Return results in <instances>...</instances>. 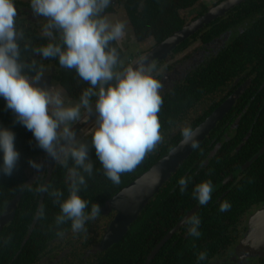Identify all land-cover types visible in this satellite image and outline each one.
Masks as SVG:
<instances>
[{
  "label": "flooded vegetation",
  "instance_id": "obj_1",
  "mask_svg": "<svg viewBox=\"0 0 264 264\" xmlns=\"http://www.w3.org/2000/svg\"><path fill=\"white\" fill-rule=\"evenodd\" d=\"M230 1L233 0H112L105 10L110 19L125 23V35L113 42L124 64L143 60L156 65L154 74L162 83L163 98L158 113L163 140L154 149L158 156L168 150L166 156L180 144V125L186 123L197 129L235 93H240L231 110L200 145L202 163L191 162L187 167L188 172L203 173L212 181L209 202L202 206L195 200L189 210L180 207L178 213H170V209L161 213L158 207L173 193L168 188V197L162 196L165 185L129 225L122 240L104 246L112 225L121 216L112 201L140 175L129 184L113 187L107 195L93 198L94 202L88 199L87 210L97 203L100 214L87 222V232L73 233L70 223L64 224V235L38 248L31 264H264V248L256 252L246 247L251 216L264 206L262 202L248 207L246 182L252 165L247 163L264 146L247 161L245 149L252 134L251 122H258L264 114V0H241L228 8ZM15 3L17 26L25 37L21 41L22 58L35 61L37 70L42 71L41 86L61 91L66 103L78 102L90 85L75 69L62 67L58 59H44L33 53L32 48L48 42L42 35L47 20L33 15L30 0ZM211 13V21L196 24ZM25 42H30L27 49ZM0 107L15 117L2 97ZM81 113V120L73 128L78 141L90 144L95 118L80 129L76 126L88 115L84 109ZM210 156L213 159L208 161ZM50 158L42 151L35 159L43 164L42 173L30 165L26 183L34 182L37 176L33 188L54 181L59 164ZM63 181L67 183V175ZM197 183L200 182L189 185ZM224 201L231 208L220 212L219 205ZM192 215L201 220L199 237L188 235L184 223ZM202 251L207 252V258L198 261ZM145 253L147 256L139 262Z\"/></svg>",
  "mask_w": 264,
  "mask_h": 264
},
{
  "label": "clouds",
  "instance_id": "obj_2",
  "mask_svg": "<svg viewBox=\"0 0 264 264\" xmlns=\"http://www.w3.org/2000/svg\"><path fill=\"white\" fill-rule=\"evenodd\" d=\"M112 0H30L34 16L46 18L42 35L48 42L32 48L36 56L56 58L62 67L75 69L77 75L90 86L83 90L76 103L65 102L61 91L41 86L43 73L35 61L21 56L23 31L17 26L15 0H0V97L15 114L16 121L30 130L38 147L55 164L67 169V196L51 184L33 183L19 186L20 191L47 193L59 206L55 226L70 223L73 233L87 232L86 224L100 214V205L82 198L87 187L86 176L93 175L94 164L90 151L100 162L104 175L114 184H120L121 175L134 171L146 155L162 142L158 118L163 98L162 83L155 77L156 65L143 60L124 64L113 42L125 35V23L112 20L105 10ZM30 42L24 43L27 49ZM34 73V74H32ZM93 98L94 103H93ZM95 112V126L91 145L77 140L73 124L81 120V110ZM181 146L195 149L199 146V130L188 124L180 125ZM15 134L0 127V173L11 175L20 153L15 148ZM71 161V166L69 162ZM29 164L42 173L43 164L30 160ZM157 172L156 183L159 182ZM191 177H180L179 189L184 192ZM211 180L194 185L192 196L200 205L212 198ZM231 204L219 205L227 212ZM37 216L44 217L41 205ZM188 235L199 237L201 220L197 215L186 217ZM63 236V230L56 232ZM207 258L200 252L198 261Z\"/></svg>",
  "mask_w": 264,
  "mask_h": 264
},
{
  "label": "trees",
  "instance_id": "obj_3",
  "mask_svg": "<svg viewBox=\"0 0 264 264\" xmlns=\"http://www.w3.org/2000/svg\"><path fill=\"white\" fill-rule=\"evenodd\" d=\"M251 109H253V107H251ZM252 116L255 117L256 113L253 112ZM250 126L252 128V134L250 139L246 142V161L250 160L264 146V114L260 115L258 122L254 123V121H252ZM0 127L8 128L14 132L15 148L20 153L19 160L13 173L11 175L0 173V216L5 212L10 202L18 195H21V201L18 204L14 220L6 225L0 233V264H31L38 254V248L48 241L57 238L56 232L61 229L65 231L67 227L62 225L60 229H58L55 226V217L60 209L58 204L54 203L51 196L47 193H45V195H41V193L36 195L35 191L19 190V186L27 181L26 170L30 166L29 161H35L42 151H44L38 147L32 132L17 122L16 117L11 118L8 114L4 113V109L1 107ZM90 145L91 143L89 146ZM243 151L245 150L243 149L241 153H243ZM167 152L168 150H164L162 155L159 156L155 150L148 153L142 163L138 165L134 171L121 175L120 184H129L136 179V177L142 175L154 166ZM200 152L201 148H197L166 184L167 187L164 189L165 193H163L162 196L168 197L166 192L168 188L169 190H173V193H170L171 199L169 201L161 203L158 207L161 213H165L169 209L170 213H178L180 207L189 210L195 205V199L192 196L194 184H188L186 190L181 192L177 181L182 176L191 177L190 182L208 180V178L202 176L203 173H190L188 172L189 169H187L191 162H195L199 165L202 163L204 157ZM90 157L94 164L93 175L91 177L86 176L87 187L81 191L80 195L83 199H89L91 202H94V200H92L93 198L103 194L107 195L113 187L117 188V184L112 183L104 175L103 168L95 157L94 149L90 151ZM212 157L213 156H210L208 161L213 159ZM0 161H2V153H0ZM69 166H71V161L69 162ZM249 173L250 176L246 182V197H249L248 207L251 208L252 204L259 205L264 202V155L252 163ZM66 175L67 169L61 165H57L54 181L51 183L53 188L63 191L65 196H67V183L63 180ZM102 182L103 184H100ZM172 182H175L176 186H174ZM179 197L182 199L179 200ZM41 205L44 207L43 218L37 216V212ZM86 211L88 210L86 209ZM33 226L35 228L32 230ZM146 256L145 253L139 262Z\"/></svg>",
  "mask_w": 264,
  "mask_h": 264
},
{
  "label": "water",
  "instance_id": "obj_4",
  "mask_svg": "<svg viewBox=\"0 0 264 264\" xmlns=\"http://www.w3.org/2000/svg\"><path fill=\"white\" fill-rule=\"evenodd\" d=\"M240 1L241 0L230 1L226 4V6L231 8L237 5ZM212 18H214L213 13L206 16L203 20L196 24H205L211 21ZM239 95L240 93H235L224 105H222L213 115H211L207 121L195 129L199 130V146L197 148L200 147V145L208 138L213 129L217 126V124L231 110ZM94 118V111L91 114L88 113L83 121L76 127H81L80 129L87 127V124ZM197 148L192 149L190 146L182 147L180 142V144L172 149L166 156L160 159L154 166H152L148 171L137 178L132 184L126 187L114 198L112 201L113 205L120 211L121 216L112 225L104 246H110L122 240L129 225H131L138 218L149 201L152 200L170 181L171 177L176 174L179 168L190 158ZM263 155L264 149H262L254 158H252V160L247 163V165H252L254 161L258 160ZM50 160L52 163H54L52 158H50ZM157 172H159L158 183H156ZM43 195H45V193H43ZM20 201L21 195H18L10 202L5 212L0 216V233L6 225L14 220ZM34 226L32 227V230L35 228ZM249 226L250 230L246 237V247H250L251 250L259 252L262 250V248H264V206L251 216ZM163 244L164 243H162L155 250L150 259H152L158 253Z\"/></svg>",
  "mask_w": 264,
  "mask_h": 264
}]
</instances>
